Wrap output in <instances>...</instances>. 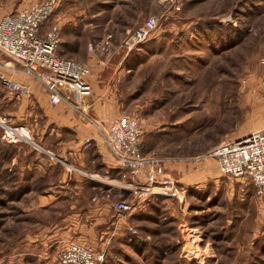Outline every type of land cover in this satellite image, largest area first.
<instances>
[{
  "label": "rangeland",
  "instance_id": "1",
  "mask_svg": "<svg viewBox=\"0 0 264 264\" xmlns=\"http://www.w3.org/2000/svg\"><path fill=\"white\" fill-rule=\"evenodd\" d=\"M41 1L0 0L6 12L0 16ZM152 19L149 37L133 44ZM88 20L89 29L73 26ZM48 22L40 36L58 28L57 56L87 66L91 90L95 78L104 90L116 71L121 113L98 129L107 132L121 116L139 119L148 171L175 179L188 193L181 200L139 197L136 185L114 182L109 189L71 188L58 214L56 207L36 213L12 198L3 172L0 264H60L71 243L104 254L102 264H264V197L249 178L223 175L211 156L215 147L264 129V0H56ZM85 42L95 60L84 48L68 51ZM102 68L106 74L96 77ZM69 96L75 101V93ZM126 175L135 184L145 179ZM121 202L134 207L119 212ZM30 233L45 236L31 243Z\"/></svg>",
  "mask_w": 264,
  "mask_h": 264
},
{
  "label": "crops",
  "instance_id": "2",
  "mask_svg": "<svg viewBox=\"0 0 264 264\" xmlns=\"http://www.w3.org/2000/svg\"><path fill=\"white\" fill-rule=\"evenodd\" d=\"M0 13L6 14L1 9ZM89 21L73 26L86 30L92 25ZM48 23L42 28L43 33ZM87 46L86 42L74 43L68 51L72 53L84 48L86 57L88 54L95 60L96 53L90 54ZM0 72L30 88L28 96H13L5 92L0 81V113L25 126L33 140V143L5 144L0 131V174L8 173L9 188L14 190L12 198L16 202L27 204L28 209L36 213L56 207L58 214L61 200L70 198V195H64L69 189H109L114 182L123 180L119 163L105 146L97 126V123H108L120 116L121 106L116 99L118 89L114 80L116 71H112L113 79L107 81L108 85L102 91L100 81L97 78L92 80V95L80 108L65 101L53 104L43 80L27 74L17 59L6 54H0ZM106 72L103 68L96 69V77ZM89 139L91 143L87 145ZM64 218L65 215H61L57 222ZM33 234H27L31 243L45 236L44 233ZM53 235H58V231Z\"/></svg>",
  "mask_w": 264,
  "mask_h": 264
},
{
  "label": "built area",
  "instance_id": "3",
  "mask_svg": "<svg viewBox=\"0 0 264 264\" xmlns=\"http://www.w3.org/2000/svg\"><path fill=\"white\" fill-rule=\"evenodd\" d=\"M56 9V0H44L35 3L29 8L15 14L4 16L0 20V52L12 55L24 68V71L33 76L35 72L51 83L47 86L51 93V101L59 103L63 99L52 88L55 86L65 93H75V101L81 102L83 95L89 94L91 86L87 79L90 69L80 63L63 60L57 56L60 46L59 30L52 27L45 36H40L46 24ZM156 27V20H150L145 26L138 29L132 38L133 44L142 42L149 37L150 32ZM0 80L11 94H28L30 88L19 83L0 72ZM0 129L2 139L9 144L31 142V135L26 127L14 124L9 116H0ZM102 140L111 154L118 161L119 167L125 172L121 181L126 188L136 185L134 192L139 197H171L179 200L185 198L188 188L177 184L170 177L159 178L162 175L155 169L148 171L149 161L142 155L141 136L142 123L139 119L126 115L121 116L111 123L107 132L101 127ZM91 140H87L90 145ZM211 156L218 162L223 175L234 178H249L253 183L256 193L264 197V129L234 140L223 143L214 148ZM141 179L142 184L128 181L127 175ZM124 182V183H122ZM117 211H127L134 206L128 202H121L116 206ZM104 254H98L92 247L71 243L61 251L60 264H102Z\"/></svg>",
  "mask_w": 264,
  "mask_h": 264
},
{
  "label": "water",
  "instance_id": "4",
  "mask_svg": "<svg viewBox=\"0 0 264 264\" xmlns=\"http://www.w3.org/2000/svg\"><path fill=\"white\" fill-rule=\"evenodd\" d=\"M35 73L40 77L41 80H43V82H44L47 86H51V83L48 82L47 80H45V79L43 78L42 75L38 74L37 72H35ZM52 89H53L56 93H58V94L60 95V97H61L63 100L67 101L68 103H70V104H72V105H74V106H77L76 101H74V99H73L72 97H70L68 94H66L65 92H63L62 90H60L59 88H57V87H55V86H54Z\"/></svg>",
  "mask_w": 264,
  "mask_h": 264
}]
</instances>
